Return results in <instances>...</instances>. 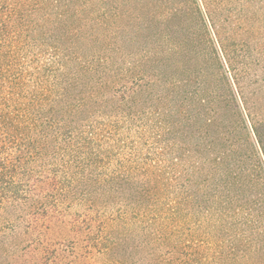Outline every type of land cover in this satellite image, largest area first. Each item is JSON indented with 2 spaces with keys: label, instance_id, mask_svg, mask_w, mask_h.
I'll return each mask as SVG.
<instances>
[{
  "label": "trees",
  "instance_id": "trees-1",
  "mask_svg": "<svg viewBox=\"0 0 264 264\" xmlns=\"http://www.w3.org/2000/svg\"><path fill=\"white\" fill-rule=\"evenodd\" d=\"M204 5L0 0V264L136 262L163 195L264 256V100Z\"/></svg>",
  "mask_w": 264,
  "mask_h": 264
},
{
  "label": "rangeland",
  "instance_id": "rangeland-1",
  "mask_svg": "<svg viewBox=\"0 0 264 264\" xmlns=\"http://www.w3.org/2000/svg\"><path fill=\"white\" fill-rule=\"evenodd\" d=\"M203 1L215 29V38L227 51L231 70L239 75L250 97L264 100V0ZM132 153L131 148L126 147L121 155ZM152 160L156 158L153 156ZM162 197L164 200L157 210L158 221L153 226L169 241L163 243L155 235L149 238L137 229V241H147L148 237L149 249L136 252V262L127 264H252L253 261L264 264L263 255L248 258L243 250L235 254L232 250L235 237L218 231L217 217L213 213L184 210L174 218L173 197ZM166 225L172 230H162ZM14 255L15 251L10 252L9 258Z\"/></svg>",
  "mask_w": 264,
  "mask_h": 264
}]
</instances>
